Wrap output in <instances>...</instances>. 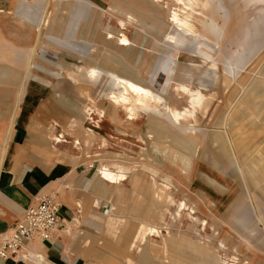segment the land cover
I'll use <instances>...</instances> for the list:
<instances>
[{
  "label": "rangeland",
  "instance_id": "1",
  "mask_svg": "<svg viewBox=\"0 0 264 264\" xmlns=\"http://www.w3.org/2000/svg\"><path fill=\"white\" fill-rule=\"evenodd\" d=\"M97 1L104 6L100 10L88 9L81 0H8V7L13 11L12 15H22L23 22L18 25L16 24V17L12 18L10 16L3 18L0 25L10 31L17 30L22 38L28 39L31 36L30 44L27 47L33 46L35 49L33 57L35 64H41L39 68L44 71H53L58 66L55 63L57 60L56 56L39 44L42 41H46V39L67 47L77 54L89 55L88 46L76 43L70 39V42L66 43L48 34L50 30H59L62 21L65 20L64 18H68L66 21L68 28V26L70 27V22L75 19L73 14L77 11H82L85 22L82 24L81 33L91 27L89 23L92 20L100 27L98 29L100 33L104 34L105 30H119L121 28L120 20H126L128 13L136 14L140 18L141 23L136 26L128 24L125 32L129 37L136 39L142 44L140 47L142 54L148 59L149 63L143 73L145 78L149 80L150 87L162 94H169L172 101H176L178 109L187 106L188 104L181 99L182 96L177 95L176 90L170 88V86L168 87V84L171 82V71L176 62L178 64L175 70L177 72L176 77H178L184 74L185 65L188 63L192 64V62H188L185 55H192L193 63L196 65L193 67L194 70H192L194 74L193 84L198 85L199 80L207 79L206 88L211 90L214 96L213 101L208 103V112L198 115V122L205 124L204 129L208 131L209 128L216 124L219 118L224 116L225 118L227 117V126H232L234 118L238 116L240 109L247 103L251 116L250 120L245 125H242L241 128H243L244 137H252L254 143L253 151H256L255 154L260 157L263 167L264 6H260L251 0H218L222 6L220 9H209L205 12L211 18L220 19V32L217 34L209 31L206 24L200 26L198 22H195L201 31L208 30L209 34L214 37L213 39L218 40V45L214 44V47H211L214 48L215 58H219L221 66L229 61L232 62L236 58L237 51L242 48L252 47V53L248 56L246 64L240 67L241 73L237 75L236 79H232L233 82L232 80L229 81L228 77L219 73L217 75L219 79L216 84L214 78H212L213 67H208V73L211 74L210 77H204L202 74L204 70L202 62L208 56L204 49L205 44L200 45L201 48L196 50V41L190 39L182 43L184 38L181 35L177 36L178 45L170 42L168 35L176 34L178 31L169 22L172 10L178 7L174 4L175 2L160 0L162 5L155 8L153 6L154 0H118L116 7L112 8L108 5L113 0ZM141 9L144 10L141 11ZM221 13L225 14L221 17ZM43 21L46 22L44 23ZM39 28L41 29L39 30ZM251 32L254 37L250 39L248 46L246 37ZM204 41L211 44L208 39H204ZM64 67L65 69L67 68V66ZM217 71L219 70L217 69ZM74 76L77 79V83L83 86L84 94L79 93L77 84L68 85L67 93L76 96L77 106H83V104L87 103L85 94L89 92L103 107L105 124H109V127L111 124L121 130L122 113L103 99V93H107L113 88L111 80L104 79L99 84L91 85L90 83L89 85L84 73H74ZM68 79H71V77H68ZM227 80L228 82H226ZM235 88H237L236 98H234L233 91ZM110 132L112 131L109 130L108 133ZM126 132H129V134H120L118 131H114L117 140L114 142L111 137H106L107 146H98V144L89 146L83 154L84 161L81 163V161L75 160L78 166L77 171L83 173L81 172V165L86 163V169L89 168L88 170L95 174L96 185L102 188L98 181L99 176L95 169L90 168L89 162L107 163L116 160L124 164L138 165V168L133 166L131 170L138 169L139 171L136 173L140 174H137L135 178L133 177L135 180L132 183L125 184V192L119 197L125 202L120 205L126 212H129L127 219L132 220L133 217L143 219L147 225L156 226L158 233L155 232L153 235L147 236L140 243L139 248H143L141 252L136 247L130 250L124 247V252L131 254L130 261L125 254L119 253L118 249L113 247L108 249L105 246L108 242L115 246L118 245V242H121L117 237L119 231L115 235H108L104 231L101 222L97 219L84 217L79 214L78 228H83L84 230L81 231L84 233L86 229H89L94 235L93 238L98 242V255L104 264H226L223 261L226 260L227 251L219 246L220 252H217L216 245L219 244V240L225 241L224 244L227 243L229 248L233 247V245L236 246L233 251L239 257L240 263L264 264V192L261 186L257 184L264 174L263 169L257 171L255 167L251 166L248 171L243 172L237 170L228 160H223L222 170L226 181L230 184L231 192L228 203L221 205L222 195L216 192L202 178L205 169L203 162H208V152L213 149L209 141L204 147L203 142L201 143L195 154L193 166L189 169V172H186L183 169L185 162L181 161L178 166H174L170 159L164 157L163 151L165 152V150H160L157 146L159 143L157 144L154 139L147 136L143 129L140 133L143 143L133 149L134 154L132 150H122L120 148L123 144L122 139L133 136L131 130ZM65 134L74 136L73 133L71 135L66 131ZM169 141L171 142L172 140L169 139ZM96 152H98V156H95ZM88 156H91V158ZM145 163L150 166L153 165L157 169L156 174L158 177L155 175L154 179H151L150 177L154 174L153 169L149 170L139 167ZM181 169L183 171H180ZM154 183L155 186L153 185ZM156 185L164 187V190L159 191L162 199L158 194H155V191L157 192ZM140 187L144 188V190L137 196L135 194L139 192ZM202 191L208 196H202L200 193ZM198 193L200 195H197ZM170 194L173 197L171 201L168 198ZM116 196L117 191L115 189L110 194V198L114 200ZM181 200H185L193 209L191 207L188 209H177L178 202ZM107 204L108 201L101 202L98 211ZM204 219L208 221L207 226L203 221ZM62 221L60 224L63 223ZM62 225L59 229L65 226L64 224ZM204 225L206 226L205 229L202 228ZM73 227L71 232H80V229L74 225ZM136 228L137 225H134L132 230ZM99 238H101L100 241H98ZM150 238L153 239V244H163L165 246L167 255L163 257V263L159 260V255L151 249V244H145ZM211 247L215 249L219 259H215L210 255L209 249ZM256 249L261 250V254L256 253Z\"/></svg>",
  "mask_w": 264,
  "mask_h": 264
},
{
  "label": "crops",
  "instance_id": "2",
  "mask_svg": "<svg viewBox=\"0 0 264 264\" xmlns=\"http://www.w3.org/2000/svg\"><path fill=\"white\" fill-rule=\"evenodd\" d=\"M81 2L90 10H100L104 7L97 0H81ZM117 2L113 0L108 6L116 7ZM8 11H10L8 0H0V22L3 18L10 16L16 17L18 25L23 22L22 15L13 16ZM73 16L75 19L70 22V27L66 26L68 18H64L59 30H50L48 34L66 43L70 42V39L88 46L89 55L77 54L67 47L46 39L39 44L56 56L55 63L58 68L56 67L53 71H44L39 68L41 64H35L33 60L35 49L33 46L27 47L31 36L28 39L22 38L17 30L10 31L0 25V234L8 232L22 217L25 209L41 194L56 195L61 205L62 224L65 225L59 229L63 226L60 224L58 230L48 240L33 239L27 242L17 257L0 258V264H104L98 255V242L93 238L94 235L89 229H86L84 233L81 231L84 230L83 228H78L79 214L97 219L108 235H115L118 229V236H116L121 242H118L116 246L111 242L104 244L108 249L109 247L118 249L119 253L125 254L131 261V254L125 253L123 248L130 250L140 247V243L133 239V235L141 229L142 225L150 226L137 217H133L132 220L127 219L129 212L121 207L125 201L119 197L125 192V184L132 183L136 175H132L123 184L114 185L98 173L100 167H106L116 173L129 171V163L124 164L116 160L107 163L89 162L90 168L97 172L102 188L96 185L95 174L88 170L89 168L86 169V163L81 165L83 173L77 171L78 166L75 160L82 163L83 154L89 146L95 144L107 146L106 137H111L115 142L117 137L114 131L129 134L126 131L131 130L133 134L140 135V131H135L133 125L126 122L125 111L115 106L111 99L110 92L117 89L116 85L113 84L111 91L103 93V99L122 113L121 130L111 124L110 127L109 124H105V111L89 92L85 94L87 103L83 106H77L76 96L67 93L68 85L77 84L79 93L84 94L83 86L71 77L74 73L77 74L81 67L104 70L101 78L96 82L87 81L89 85L90 83L91 85L99 84L104 79L109 80L106 71H117L124 76L129 75L133 68L140 72L142 44L129 37L125 30L128 24L136 26L141 23V20L136 14L128 13L126 20H120L119 30H105L104 34L98 30L100 28L98 24L91 20L89 23L91 27L81 33L82 24L85 22L83 13L77 11ZM122 21L125 23L124 27ZM111 34L112 37H110ZM122 35L132 40V47L122 43ZM64 66L67 68L65 69ZM178 77L176 78L179 79ZM236 96L237 93L234 97ZM89 97L92 98L95 107L100 110V112H92L90 120L86 110L90 103ZM250 116V109L246 103L236 117L238 124L235 127L236 134L243 135L241 127L250 120ZM88 122L91 125L90 131L86 130ZM109 130L112 132L108 133ZM65 131L71 135L73 133L74 136H67ZM58 135H62L64 141L54 140ZM131 138L129 136L122 139L123 144L120 147L122 150L133 149L129 142ZM243 138L247 142L243 143L242 149L249 151L245 154V160L240 159L236 152V161H241L243 172L248 171L251 166L257 171L264 170L260 157L255 154L256 151H253L252 137L243 136ZM78 140L83 143V146L77 144ZM88 157L91 158V156ZM203 165L205 169L202 178L222 195L220 204H227L231 188L222 167L217 168L206 161ZM155 175L157 176L153 174L150 178L154 179ZM257 184L264 192V174ZM153 185L155 186V183ZM115 189L117 196L112 200L110 194ZM143 190L144 188L140 187L135 195L138 196ZM201 195L208 196L204 191ZM103 201H108V204L98 211ZM159 201L162 203L160 199ZM114 217L123 220L121 227L114 229L108 226L109 220ZM73 225L80 229V232H71ZM134 225H137V228L132 230ZM66 228L69 230L67 231ZM152 242L153 239L150 238L145 244H151V249L159 255L158 258L163 263L162 259L167 255L164 245ZM142 250L143 248L140 252ZM260 251L256 249V253L259 254Z\"/></svg>",
  "mask_w": 264,
  "mask_h": 264
},
{
  "label": "bare ground",
  "instance_id": "3",
  "mask_svg": "<svg viewBox=\"0 0 264 264\" xmlns=\"http://www.w3.org/2000/svg\"><path fill=\"white\" fill-rule=\"evenodd\" d=\"M114 1H118V0H114ZM154 1L155 3H153V6L155 8L162 5L160 3V0H154ZM171 1L175 2L174 4L177 5L178 7L172 10L171 15L169 17V22L174 27H176L178 31L176 34H170V35L167 34L170 42L178 45L177 36L181 35L184 38V41H182V43L190 39L195 40L197 43L196 50L201 48L200 45L205 44L204 49L208 56L207 59H205V61L202 62L204 64V70L202 73L203 76L210 77L211 74L208 73V67H213L214 72L212 78H214L216 84L219 79L217 76L219 73L228 77L229 81H231L232 79L235 80L237 75L241 73L240 67H243L246 64L248 56L252 53V49H251L252 47L242 48L241 50L237 51L236 58L233 60L234 62L229 61L228 63H225L223 66L219 64L220 63L219 58H215L216 53L213 48L214 44L218 45V40L213 39L214 37H212L209 34L210 33L209 31L214 32L216 34L220 32V26H219L220 19L211 18L205 12L209 9L210 10H213L215 8L220 9V7H222L220 2H218V0H171ZM251 1L256 4H259L260 6H264V0H251ZM143 10L144 9H141V11ZM10 12L12 13L13 11L10 9L8 13ZM223 14L225 13H221V17ZM195 22H198L200 26L206 24L208 26L209 31L208 30L201 31V29H199L196 26ZM122 23L121 24L124 27L125 23L123 21ZM41 28H39V30ZM253 35L254 34L251 32L248 33L246 37V41H247L246 44H248V46L250 39L254 37ZM112 36L113 35L111 34L110 37ZM122 36H123V38L121 39L122 43L125 44L127 47H132L133 46L132 40L126 37L125 35ZM204 39L210 40L211 44L206 43ZM185 57H187L186 59L188 60V62H192V64L188 63L187 65H185L184 74H182V76L179 75L178 77L179 79H177L176 78L177 72L175 70V67L178 63L176 62V64L174 65L171 71L172 77L170 84H168V87L170 86V88L176 90L177 95L182 96L181 99L188 104L187 106H184L182 109H178L176 107V101H172V99L169 97V94L167 93L162 94L158 91L153 90L150 87V82L148 79L145 78L143 73V71L147 69V66L149 64L148 59H146L144 55L142 56V61H141L142 66L140 72H137L136 69L133 68L130 71L129 75L124 76L117 71H106L109 80H111L112 84H115L117 87L115 91L110 92L112 101H114L115 106L125 111V120L126 122H129L131 123V125H133L135 131H140L141 133L143 129V132H145L147 136H149L151 139H154L157 142V144L159 143L157 145L158 148L160 150L162 149V151L165 150V152L163 151L164 157L170 159L171 163L174 166H178L179 162L184 161L185 167L183 169H185L186 172H189V169L193 166L192 163H194L195 154L198 151L201 143L203 142V147H204L207 144V141H209L211 147L213 148L211 151L208 152L207 159L209 163L213 164L217 168H221L222 161L228 160L231 165L236 167L237 170L243 171V167H242L243 165H241V161H236V152H238L240 159L245 160V154L248 153L249 151L242 149V146L244 145L243 143L247 142V140H244L243 135H240L239 133L236 134L235 132V127L238 125L237 119L234 118V124L232 126H227V122H226L227 117L225 118L223 116L222 118H219L216 124L212 128H209L208 131L204 129L205 124H200L198 122L197 120L198 115L202 114L203 112L204 113L208 112L207 111L208 103L209 102L211 103V101H213L214 96L212 95V91L206 88L208 84L207 79L199 80L198 85L193 84L192 80H194V76L191 69L194 70L193 67L196 65L193 63L194 59L192 55H185ZM217 69L219 71H217ZM102 72H104L103 69H96V68L90 69V67H81L80 70L78 71V73H84L86 75L87 81L89 82H96L99 78H101ZM71 77L74 80H77L74 75H72ZM226 82H228V80ZM233 91L235 95L237 93V88H235ZM89 100L90 103L87 105L86 110L90 120L92 112H96V111L100 112V110L95 107L92 98L89 97ZM86 127H87L86 130L88 131L91 130V125L89 122L86 125ZM169 139H171L172 141L170 142ZM54 140H56L57 142L64 141L62 135H58L57 137L54 138ZM129 142H130V146L134 149L135 147H138L140 143L141 144L143 143V139L141 138L140 135H138V133H136L133 134L131 141ZM77 144L83 146V143H81V141L79 140ZM142 152L144 153L143 148H142ZM98 155H99L98 152H96V156ZM133 166L138 168V165H132L131 163H129V171H120L117 173L113 172L112 170L106 167H100L98 173L103 178L110 181L112 184L120 185L123 184L124 182H127L132 177V175L137 176V174H140V173H136L139 171L138 169L134 171L131 170ZM139 167L143 169L152 168L153 173L154 174L157 173V169L153 167V165L152 166L148 165V163L140 165ZM183 169H181L180 171H183ZM156 187H157L156 194H158L161 197L159 191L164 190V187H160L157 185ZM197 195L200 194L198 193ZM168 198L169 201L173 200L171 194L168 196ZM189 207L193 209V207L189 205L185 200L179 201L177 205V209H184V208L188 209ZM203 221L204 223H206L205 225L207 226L208 221L206 219H204ZM122 224H123V220L121 218L114 217L109 220L108 226L110 228L113 227L115 229ZM205 225L202 228L205 229L206 228ZM155 232L158 233V229L156 226L142 225L141 229L133 235V239H135L136 242L142 243L147 236L153 235ZM224 242L225 241L219 240V244L216 245L218 249L217 250L218 253L220 252L219 246L223 247V249L227 251L226 260H224L223 262H225L226 264H251L250 262L240 263L239 257L233 251L236 249V246L233 245V247L229 248L228 244L227 243L224 244ZM212 247L211 249H209L210 255L215 259H219V257H217L216 255L217 253L215 249ZM137 248H139V246Z\"/></svg>",
  "mask_w": 264,
  "mask_h": 264
},
{
  "label": "built area",
  "instance_id": "4",
  "mask_svg": "<svg viewBox=\"0 0 264 264\" xmlns=\"http://www.w3.org/2000/svg\"><path fill=\"white\" fill-rule=\"evenodd\" d=\"M60 209L55 194L37 196L11 229L0 234V258L17 257L33 239H50L62 221Z\"/></svg>",
  "mask_w": 264,
  "mask_h": 264
}]
</instances>
